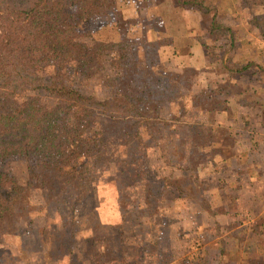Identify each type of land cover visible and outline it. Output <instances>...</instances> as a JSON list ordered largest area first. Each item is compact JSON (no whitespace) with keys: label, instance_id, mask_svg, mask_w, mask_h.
<instances>
[{"label":"trees","instance_id":"16d2710c","mask_svg":"<svg viewBox=\"0 0 264 264\" xmlns=\"http://www.w3.org/2000/svg\"><path fill=\"white\" fill-rule=\"evenodd\" d=\"M240 1L251 16L249 26L264 38V15L255 9L257 0ZM186 2L199 10L206 3ZM211 8L204 13L210 16L207 26L216 44L214 49L204 45L206 51L194 58L198 66L218 64L213 50H223L220 39L229 50L237 43L232 23L220 21L217 6L214 11ZM103 10L113 12L117 27L124 24L116 0H0V223L5 221L9 231L21 238L20 232L26 235L35 215L43 216L45 225L37 231L47 258L69 264H128L124 241L131 228H154L162 236L166 228L157 226L156 219L177 213V204L186 200L193 219L184 221L183 228H170L171 234L188 242L196 238L192 244L199 248L201 259L210 251L205 240L217 238V249L228 260L233 247H242L241 228L251 215L231 212L228 231L232 235L222 239L223 212L213 206L208 190L226 188V184L231 192L227 191V201L221 199L220 205L242 207L241 190L257 185L254 171L256 176L264 173V105L257 97L248 98L246 94L256 95L253 90L241 95L235 89L236 72L244 74L255 63L231 69L228 82L238 92L233 119L231 125L217 124V118L228 114L223 106L227 102L212 107L209 99L222 94L226 86L202 90L195 74L187 75L192 69H177L169 78L143 72V85H133L127 74L113 79L105 73L108 55L116 53L125 69L130 63L135 68L147 66V56L146 46L133 38L106 42L98 37L105 25ZM228 35L229 43L223 40ZM260 71L256 68L255 72ZM97 77V86L108 88L102 99L78 81L84 78L87 85H95ZM87 100L92 105H85ZM217 112L221 114L216 116ZM109 122L123 126V137L121 146L107 154ZM240 174L249 175L248 180L239 183ZM101 181L111 187L120 205L118 221L104 235L95 229H77L75 216L76 207ZM54 184L63 190L61 207L68 215L50 211L45 200H32L34 189L49 195ZM233 191L237 195L229 197ZM257 230L255 224L251 233H261ZM200 231L202 235H189ZM20 240L23 256L30 247ZM158 242L145 241V252L156 248L161 252ZM3 245L0 240V264H22L21 256L4 254ZM81 245L85 251L79 260L76 253ZM257 247L263 251L262 242ZM260 252L255 255L258 264H264ZM189 254L178 264H210Z\"/></svg>","mask_w":264,"mask_h":264},{"label":"rangeland","instance_id":"374dc122","mask_svg":"<svg viewBox=\"0 0 264 264\" xmlns=\"http://www.w3.org/2000/svg\"><path fill=\"white\" fill-rule=\"evenodd\" d=\"M209 3V8H211V1H209ZM257 3L258 4L255 9L261 15H264V0H257ZM216 6V14L219 17L220 21L223 20L224 23H232V26L234 28V34L237 39L236 46L231 50L226 47L225 43L224 46H222V51L218 52L217 50H213V52H217V62L221 63L219 61L224 59L222 62L226 67H230L227 68L229 71H231V69L232 71H234L235 68L238 69L239 67H243L247 63H255L251 69V71L253 72L256 71V68H261L262 71H260V73L254 72V75H252V77L248 75L243 80L244 84L246 82L245 85H253V87L258 89L256 95L251 96L250 93L247 94L248 98L253 99L257 97L260 103L264 105V38H262V36L256 29L251 28L249 26L251 16L249 12L242 7V3L240 0H217ZM204 8L208 9L206 4L204 5ZM113 16V12H111L110 10H103L102 18L103 23L105 25L103 28H101L98 37L102 38L106 42L118 41L126 39L127 37L130 38L131 33L129 30H127V28L120 29L121 25L117 27L115 25L116 23H111V19L114 18ZM159 23L160 22L157 21L155 25H153L158 31L160 30L158 29V25H160ZM177 23H182V21L179 20L177 21ZM208 24L209 23H206V25ZM204 36L206 37L205 34ZM229 38L230 35L226 36V38H223V40H227V43H229ZM147 40L148 39L146 35H142L141 39L136 40L138 44L143 45L144 47L146 46L145 56H147V66L141 68L139 65H137L138 67L135 68L133 67L134 65L130 63L127 69L122 68L120 65V61H118L117 59V54L114 53L106 57L107 69L105 70V73H107L111 77L113 76V79L116 78V76H119V74H127L129 76V79L132 81L133 85L135 83L143 85V72H147L148 74L157 73L169 78V75L172 74L170 69L160 63L156 64L157 61L154 62V60H156L157 58L155 50L158 48V45L149 44ZM149 45H153V48H147ZM210 47L214 49V46L211 45ZM118 66L121 68H119ZM78 81L82 83L81 87L84 85L83 87L87 89L89 93L94 91L100 97V99H102V97L107 96L108 94L107 86H97L99 82L98 77L95 82V85H87V83H85L86 81L84 80V78H80ZM84 104L92 105V101H84ZM232 115L233 113L230 112L229 116ZM107 128L109 131L107 133L109 135L110 146L108 145V147L106 148V153L109 154V152L114 153L117 147L121 146V140L123 137V126H119L117 123L114 122H109L107 124ZM108 171L110 174H112L111 170ZM235 171L237 172V170ZM253 174L255 178L254 183H257V185L254 186L253 190L250 187L246 188L245 190H241L239 197L245 203V205H243L242 207H239L240 204H227V206H225L226 208L220 205L222 201L221 199L224 198L227 201V191L228 193L231 192L230 187L221 189L213 187L208 190L211 192L209 193V195H211L210 199L213 203V206L215 208L219 207L218 209H222L221 211L223 212L222 220L223 224L225 225L223 226L224 236L222 239L232 235V230L230 231V233L228 231V229H230L228 228V226L232 222L231 216H233L231 212H243L244 214L245 212H248L251 215L250 220L246 221V225L241 228L243 232H241L240 236H242L244 241L242 247H233V250L235 252L233 256L229 255L231 257H228V260H224L223 257H221L220 251L217 249L216 246L217 242L219 243V240L217 238H207V240H205V245L209 247L210 251L201 259V257L197 255V253L200 252L198 251L199 248L193 246V244H195L196 242V238L194 241L188 242L187 239H184V237L177 238V235L171 234L169 230L170 228L174 229L177 226L183 228L186 226L184 221L188 220L189 222V218L191 216V205L189 206L187 201L183 200L182 202L177 204V213H168L169 216L158 217L156 219L157 226H164L166 228V230L163 231L162 236L161 234H159V231L154 228L150 231H142L138 227L131 228L130 232L126 235V239L124 241L125 256L126 260L128 261V264H166L167 262H169V264H178V262L183 261L189 253V256L192 254H196L199 257L198 260L200 261H203L205 258L206 261L210 264H258L259 256L255 254L260 252V248L257 247L259 242H262L263 244V251L260 253H264V236H262V231H264V173L262 175L257 174L256 176V171H254ZM106 175L109 176L108 172L106 173ZM250 176H252V174H250ZM240 177L241 181L239 183H244L248 180L249 175L240 174ZM62 193L63 190L60 189L57 184H54L53 193L49 195H44L42 194L41 189L37 188L33 190V192L31 193V197L33 202L35 203H43L45 200V202L48 203V209L50 211L53 210L56 213L63 211L64 214L68 215V212L61 207L63 206V203L61 202ZM233 195H237L235 191H233V194L229 197L234 198ZM115 197L116 195L114 194L113 190L109 185L106 186L103 181H101L100 183H96V185L92 187L90 193L84 199V201L79 204L75 209V216L78 220L77 229H95L96 234L104 235L108 231V227L115 224L118 221L117 219L119 218L118 208L120 205L118 202H116ZM169 206H174V203H170ZM204 207L208 208L207 203L204 204ZM225 211L231 214L230 217L229 214H225ZM57 216H60V214H57ZM173 216L174 218H172ZM65 219L69 222L68 217L65 216ZM59 221L60 220L57 219L55 224H57ZM45 222L46 219L43 216L41 217L39 215H35L34 222L31 227H29L30 229L26 233V235H24L23 232L19 231L22 235L21 238L24 239L25 243L30 247L29 249L31 251H35L34 253H32L29 250L27 254L22 256V254L19 253L21 238L15 237V235L11 231H9V226H7V223L5 221H2L0 223V240L4 244L1 247L3 253H10L12 255L21 256L22 264H69V262L66 260L58 262L56 258H47L45 256V251L40 249L41 246L39 243L37 230L43 227L45 225ZM147 224L149 225L150 222L147 221ZM255 224L259 227V230L257 231H261V233H251V229ZM39 231L41 232L42 229H40ZM201 233L202 232L200 231L197 234L191 233L189 235L198 236L202 235ZM27 234H32V236H29L28 238ZM152 239H157L159 241L158 246L161 252H159L157 248L151 249L149 253L145 252V247L143 243L147 240ZM80 247L78 246L77 248L78 253H76V259L78 257L79 260H82L84 258L85 248L83 245H81ZM170 251L172 253H170ZM28 259H30V261H28ZM89 263L90 262L87 261L84 262V264Z\"/></svg>","mask_w":264,"mask_h":264},{"label":"crops","instance_id":"0c3cea01","mask_svg":"<svg viewBox=\"0 0 264 264\" xmlns=\"http://www.w3.org/2000/svg\"><path fill=\"white\" fill-rule=\"evenodd\" d=\"M186 1L190 2L191 0H116V9L121 16L120 23H124L121 25L120 29L127 28V30L130 31V38L127 37L126 39L133 38L136 41L141 39L142 35H146L149 44H157L158 54L156 55V64L160 63L165 67L167 66L171 72L177 69H192L187 75L191 76V74H195L197 78L196 82L199 83L202 90L207 91L219 85L226 86L227 89L225 88L222 94L215 96V98L210 97V101H208L213 105L212 107L218 105L219 107L222 106V103H219V101L227 102L223 106L227 108L226 111L228 114L226 117L222 116L224 119L217 118L218 121L216 123L223 124L226 122V124L228 123V125H231L233 115H229L230 112L233 113V108H235L236 102L234 96L238 94V92L237 90L231 89L233 85L228 82V78L231 77V75L227 68L230 67L224 65L226 69L223 68L221 66L223 62L217 65L210 62H205L201 66L197 65L194 58L197 57L202 50L206 51V46H213L216 43L211 39L212 36L209 35V25L207 26L206 23H209L210 16L204 13L205 8L199 10L190 4L186 5ZM205 1H207L205 3L208 7L207 10H210L209 1H211V11H214L217 0ZM124 20H126V23ZM179 20L182 21V23H177ZM157 21L160 22V25H158L159 31L153 26ZM112 22L117 23L116 18H112L111 23ZM119 41L120 40L112 42ZM221 45H224L222 40H220V46ZM217 67L220 71L217 70ZM248 75L252 77L254 73H252L251 70H246L244 74L236 72L238 79L235 82V87H237L235 89H238L241 95L244 91L253 90L256 93L258 92V89L253 87V85L247 86L245 85L246 82L244 84L243 79ZM208 101L207 103L209 104ZM238 102L240 103L242 100H238ZM219 112H222V110ZM219 112L216 113V116L221 114ZM250 115L253 119V113H250ZM238 137L240 138L241 136ZM239 147L240 146H237L236 149H242V146ZM207 171H209V169ZM225 186L228 187L226 184ZM209 193L211 192L209 191L208 194ZM192 219V216H190L189 220Z\"/></svg>","mask_w":264,"mask_h":264}]
</instances>
